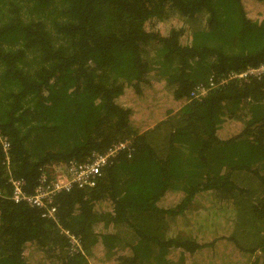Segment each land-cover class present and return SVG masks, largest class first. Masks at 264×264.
<instances>
[{
    "label": "trees",
    "instance_id": "1",
    "mask_svg": "<svg viewBox=\"0 0 264 264\" xmlns=\"http://www.w3.org/2000/svg\"><path fill=\"white\" fill-rule=\"evenodd\" d=\"M263 63L264 0H0V133L24 189L127 140L95 187L55 196L57 222L6 197L0 142V264H264V74L231 76Z\"/></svg>",
    "mask_w": 264,
    "mask_h": 264
},
{
    "label": "built area",
    "instance_id": "2",
    "mask_svg": "<svg viewBox=\"0 0 264 264\" xmlns=\"http://www.w3.org/2000/svg\"><path fill=\"white\" fill-rule=\"evenodd\" d=\"M260 73L264 74V63L231 76L243 78L247 75ZM213 84L214 79H210L207 86L196 87L190 96L198 99ZM0 142L4 151V164L9 175L7 182L10 184V190L6 197L13 203H25L39 209L43 217L50 218L55 222H57L55 196L61 191H70L73 188L88 190L95 187L108 160L114 157L118 151L125 150L127 146V140H120L113 143L107 150L95 152L83 161L47 163L40 167L37 182L32 191L28 192L24 189V181L21 178H15L10 171L9 141L1 133ZM0 196H3L1 190ZM61 231L70 242L72 250H82L80 242L74 235L70 234L68 230L62 229Z\"/></svg>",
    "mask_w": 264,
    "mask_h": 264
},
{
    "label": "rangeland",
    "instance_id": "3",
    "mask_svg": "<svg viewBox=\"0 0 264 264\" xmlns=\"http://www.w3.org/2000/svg\"><path fill=\"white\" fill-rule=\"evenodd\" d=\"M173 14H174V16H177V13H173ZM182 19H184V18H182ZM184 21L187 22V24L190 26L191 29L198 28L199 26H201L199 20H195V21H193V22H188L186 19H184ZM148 49L150 50L151 48H148ZM126 99L130 100L128 97H127ZM176 109H177V108H175L174 110H172V112H173V111H176ZM162 120H163V119H162ZM160 121H161V120H160ZM157 123H159V121H158V122H153L152 124H149L148 126H146V128L144 127L143 130L147 129L146 131L153 132V131H154V130H153V127H155V125H156ZM162 127H163V126H161V124H160V128H162ZM151 128H152V129H151ZM163 128H165V127H163ZM164 132H165V129L162 130V134H163ZM252 184H256V183L254 182V183H252ZM182 230L189 231L190 229L188 228L187 225H179V226H177V227L175 228V232L182 231ZM120 250H121V249H120ZM118 251H119V250H118Z\"/></svg>",
    "mask_w": 264,
    "mask_h": 264
},
{
    "label": "crops",
    "instance_id": "4",
    "mask_svg": "<svg viewBox=\"0 0 264 264\" xmlns=\"http://www.w3.org/2000/svg\"><path fill=\"white\" fill-rule=\"evenodd\" d=\"M257 256H259V255H257ZM261 257H262V255H260ZM263 264V263H262Z\"/></svg>",
    "mask_w": 264,
    "mask_h": 264
}]
</instances>
